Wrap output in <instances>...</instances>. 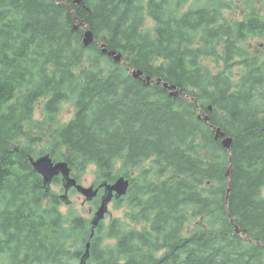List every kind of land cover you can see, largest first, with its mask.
<instances>
[{
  "label": "trees",
  "instance_id": "16d2710c",
  "mask_svg": "<svg viewBox=\"0 0 264 264\" xmlns=\"http://www.w3.org/2000/svg\"><path fill=\"white\" fill-rule=\"evenodd\" d=\"M186 1L0 0V264H72L87 243L85 264H264V49L243 45L264 39V3L231 22L227 0ZM74 16L128 65L83 47ZM208 57L239 70L212 73ZM65 104L72 117L34 153V112L51 125ZM43 154L78 182L89 164L94 185L129 179L114 201L125 217L90 236V220L65 216L33 170Z\"/></svg>",
  "mask_w": 264,
  "mask_h": 264
},
{
  "label": "rangeland",
  "instance_id": "374dc122",
  "mask_svg": "<svg viewBox=\"0 0 264 264\" xmlns=\"http://www.w3.org/2000/svg\"><path fill=\"white\" fill-rule=\"evenodd\" d=\"M202 3L204 0H187L185 3L182 4V10L196 6L199 3ZM230 2V8L226 9L224 11V16L230 18V21L233 22L232 20L234 19H240L246 14V10L248 9L246 7V4H251L253 6H262L264 3V0H227ZM261 13L264 15V6H262ZM145 26L152 28L153 22L150 19H146ZM243 45L246 46L248 49L251 51L260 54H263L262 50L264 49V39L259 38V37H248L246 41L243 42ZM263 46V47H262ZM203 63L210 69L212 73H218L221 71H224L225 73H231L235 74V71L239 70V67L237 65L231 66L229 69L225 68V65L222 60H217L215 57H208L207 59H203ZM102 65L106 66V63L102 61ZM133 69L130 71V75L133 76ZM134 78V77H133ZM145 81L146 78H144ZM143 79V81H144ZM41 105V104H40ZM65 105H68V107H64ZM62 107V110L55 116V119L52 120L51 125L49 124H44L43 120L44 118H47L45 115H43V112L40 110V108H37V110L34 112L33 120L36 121V124H27L26 128L29 130L31 137H40L41 141L37 144H34L31 146V148L34 150V153L38 152H43L47 147H49L50 144V132L52 129L56 126V120H58L59 123H65L64 116L65 115H70L72 117L73 115V108L71 104H65ZM21 144H27V140H21ZM44 155V154H43ZM42 155H36L33 156L32 158L36 160L38 157ZM94 168V167H93ZM96 179L94 170L92 169L89 171L87 169L86 171H83L81 173V178L80 182L84 186H88L91 183H93ZM50 189H53L57 193L63 195V186L61 184H54L50 183L49 185ZM68 203L62 202L60 206V210L63 212L65 216H68V214H80L87 219H90L93 216L94 210V205L90 203V201H85L84 196L80 195L79 193H71L70 191L68 192ZM92 210V211H91ZM72 211V212H71ZM91 211V212H90ZM125 214V210L123 207L115 208L114 202L111 201L108 205V212L105 214L104 219L102 223L104 225H107L112 218L115 217H120L123 218ZM83 255V254H82ZM81 258V257H80ZM80 259L75 260L72 264H79Z\"/></svg>",
  "mask_w": 264,
  "mask_h": 264
},
{
  "label": "water",
  "instance_id": "95a60500",
  "mask_svg": "<svg viewBox=\"0 0 264 264\" xmlns=\"http://www.w3.org/2000/svg\"><path fill=\"white\" fill-rule=\"evenodd\" d=\"M83 0H72L73 3L80 4ZM79 26L84 27V34L82 37V44L83 47L89 46L91 43H97L101 46V52L111 57V59L114 62H120L125 65H128L126 62L122 60L121 53L114 51V50H107L106 45H102L98 40L94 38V35L92 31L84 24L83 21H78L77 18L74 16V24L72 26V29H77ZM135 71L133 73L134 78H140L142 72ZM147 82H149V77H145ZM157 83H160V79H155ZM163 86L165 89H167L169 92V95L171 96H178L182 90H177L175 85H168L167 83H163ZM196 103V100H194ZM199 114H202L201 112ZM203 120L205 122H208V117L206 115H202ZM214 136L216 139L221 140V144L226 148L229 149L231 144V138L228 136H225V134L222 132L220 128L214 127ZM30 163L33 167V170L40 174L43 179V184L46 188H49V185L52 181V179L60 175L62 186L64 189L63 195H61V200L64 203H68V192L71 188H75L77 193L84 196L85 201H92L97 195L99 194V190L102 189V193L99 196V204L96 207L95 211L93 212V216L90 220L91 224V234L93 235V232L95 228L99 225L100 221L103 220L105 214L108 212V205L112 200H117L120 197L124 196L127 193L128 186H129V179L125 178L124 176H119L116 178L115 181L112 183L107 182H101L96 187L94 185L84 186L81 183H78L74 177L70 174V167L65 161H57L53 162L52 159L48 154H44L40 157H38L36 160H34L32 157L30 158ZM230 174V168H228L226 172V177H229ZM230 190V184L228 182V189L227 193ZM227 198V197H226ZM92 211V210H91ZM90 211V212H91ZM239 233V231L237 230ZM88 249H89V243L86 244V249L83 255L80 258L79 264H85L86 260L88 258Z\"/></svg>",
  "mask_w": 264,
  "mask_h": 264
},
{
  "label": "clouds",
  "instance_id": "9594fccd",
  "mask_svg": "<svg viewBox=\"0 0 264 264\" xmlns=\"http://www.w3.org/2000/svg\"><path fill=\"white\" fill-rule=\"evenodd\" d=\"M64 107H68V105H65ZM70 118H71L70 115H65V116H64L65 121H67V120L70 119ZM88 169H89V171H91V170L93 169V165H92V164H89V165H88Z\"/></svg>",
  "mask_w": 264,
  "mask_h": 264
}]
</instances>
